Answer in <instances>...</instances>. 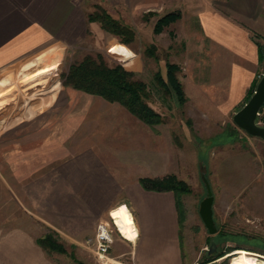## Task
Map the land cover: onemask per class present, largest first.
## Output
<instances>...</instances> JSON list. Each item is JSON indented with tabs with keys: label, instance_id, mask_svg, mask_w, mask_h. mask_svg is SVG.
I'll return each instance as SVG.
<instances>
[{
	"label": "rangeland",
	"instance_id": "1",
	"mask_svg": "<svg viewBox=\"0 0 264 264\" xmlns=\"http://www.w3.org/2000/svg\"><path fill=\"white\" fill-rule=\"evenodd\" d=\"M208 3L225 9L224 0H83L86 13L103 8L133 31L132 40L123 43L120 36L92 20L82 40L54 52L59 59L58 66L52 64L55 73L35 85L29 95L14 94L9 86L21 78L0 83V91L6 89L0 101L9 98L0 109V233L19 226H30L42 236L52 232L67 249L66 254L50 251L62 264H77L70 254L82 264H103L96 256L81 254L75 243L59 237L39 219L46 209L44 202L57 197L47 189L49 173L56 165L90 147L104 151L109 147L122 151L132 143L138 147L139 141L131 140L132 136L146 134L141 120L119 103L63 83L71 63L86 54H99L108 65L120 64L145 81L149 91L146 102L161 116L160 122L147 124L144 136L151 149L154 137L161 140L162 176L174 174L187 184V191L175 196L184 264H230L237 249L264 255V137L251 136L233 123L238 108L227 114L218 112L216 100L224 88L218 80L222 69L219 51L212 47L196 17V11ZM169 11H179L180 17L155 32L157 19ZM251 35L264 42L258 32ZM166 62L179 67L177 78L184 92L181 102L154 79L158 71L165 80ZM42 92L51 96L50 104L56 107L31 124L10 127L13 118L23 117L21 111L29 99ZM263 113L257 117L260 125H264L259 120ZM150 164L148 160L147 171ZM142 166L141 162L140 173ZM204 178L213 196V234L198 212L207 195ZM211 241L215 249L210 253ZM123 259L109 258L107 264H123Z\"/></svg>",
	"mask_w": 264,
	"mask_h": 264
},
{
	"label": "crops",
	"instance_id": "2",
	"mask_svg": "<svg viewBox=\"0 0 264 264\" xmlns=\"http://www.w3.org/2000/svg\"><path fill=\"white\" fill-rule=\"evenodd\" d=\"M224 2L225 9L208 3L196 11V17L212 47L219 51L222 69L218 80L224 88L216 107L227 114L245 102L248 90L263 71L251 33L264 37V0ZM85 8L83 0H0V83L21 78L9 85L18 94L55 73L52 64L59 59L54 52L83 39L90 23ZM5 92L0 91V98ZM45 92L29 99L22 108L23 117L13 118L10 127L31 124L55 108ZM7 100L0 101V107ZM139 123L146 134L132 136L131 140L139 141L138 147L134 143L122 151L90 147L56 165L49 173L47 189L57 197L44 202L46 209L39 219L59 237L75 243L81 254L94 258L91 247L83 241L93 234L98 221L109 220L110 210L123 203L132 214L136 237L130 240L116 233L108 257H123V264H184L174 193L148 190L138 181L141 176L163 174L161 140L154 137V148L148 147L147 123ZM141 162L142 173L138 169ZM43 174L47 176L46 171ZM42 234L34 233L30 226L0 233V264H62L37 242Z\"/></svg>",
	"mask_w": 264,
	"mask_h": 264
},
{
	"label": "trees",
	"instance_id": "3",
	"mask_svg": "<svg viewBox=\"0 0 264 264\" xmlns=\"http://www.w3.org/2000/svg\"><path fill=\"white\" fill-rule=\"evenodd\" d=\"M97 11L88 12V21H99L101 26L116 36H120V41L129 43L133 37V31L112 18L103 8L97 7ZM180 17V12L169 11L162 14L156 21L154 31L159 32L163 26ZM260 61L264 65V42L256 39ZM179 67L177 64L166 62L165 80L157 71L154 79L157 85L167 92H174L177 99L181 102L184 98L182 85L177 78ZM63 83L78 90L101 96L110 101L122 105L130 114L134 115L143 122L151 125L160 122L161 116L147 102L148 87L145 81L135 78L134 72L124 68L120 64L113 66L104 62L99 54H86L80 60L74 61L63 75ZM260 77V76H259ZM258 79L248 90L245 101L253 93ZM264 102L260 108L263 111ZM259 120L264 124V113L259 116ZM139 183L148 190L172 191L174 195L187 191V184L174 174H167L159 177L141 176ZM177 197L175 202L177 205ZM37 242L46 250L67 253V249L59 242L53 233H47L37 239ZM70 257L77 263L82 264L72 254Z\"/></svg>",
	"mask_w": 264,
	"mask_h": 264
},
{
	"label": "water",
	"instance_id": "4",
	"mask_svg": "<svg viewBox=\"0 0 264 264\" xmlns=\"http://www.w3.org/2000/svg\"><path fill=\"white\" fill-rule=\"evenodd\" d=\"M264 102V67L263 71L256 83L253 93L249 98L233 113L232 121L240 129L244 130L251 136L264 137V125H260L257 121V117L260 112V108ZM207 195L199 203V215L210 234L216 232V226L213 220L212 214V202L213 196L210 190V186L204 178ZM215 244L211 241L209 252H213Z\"/></svg>",
	"mask_w": 264,
	"mask_h": 264
},
{
	"label": "bare ground",
	"instance_id": "5",
	"mask_svg": "<svg viewBox=\"0 0 264 264\" xmlns=\"http://www.w3.org/2000/svg\"><path fill=\"white\" fill-rule=\"evenodd\" d=\"M58 65H59V61L55 63V66ZM40 83H36L30 87L23 88L17 95H21V96L29 95L30 90H32V88L35 87V85H38ZM3 106H1L0 109L3 108ZM110 211L121 234L127 239L130 240L135 239L136 230H135L132 214L128 209V207L125 204L121 203L116 207L112 208ZM259 256H263V257H259ZM230 264H264V255L258 253H251L246 251L245 249H237L232 255V258L230 259Z\"/></svg>",
	"mask_w": 264,
	"mask_h": 264
},
{
	"label": "built area",
	"instance_id": "6",
	"mask_svg": "<svg viewBox=\"0 0 264 264\" xmlns=\"http://www.w3.org/2000/svg\"><path fill=\"white\" fill-rule=\"evenodd\" d=\"M116 233L123 236L118 229L111 212H109V220L98 221L93 236H90L86 240L87 245L91 247L96 258L103 264L109 262L108 251Z\"/></svg>",
	"mask_w": 264,
	"mask_h": 264
}]
</instances>
